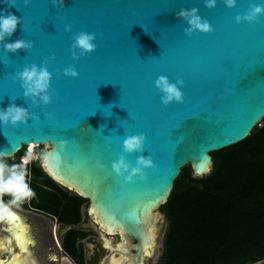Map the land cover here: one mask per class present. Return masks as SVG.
<instances>
[{
  "label": "water",
  "instance_id": "1",
  "mask_svg": "<svg viewBox=\"0 0 264 264\" xmlns=\"http://www.w3.org/2000/svg\"><path fill=\"white\" fill-rule=\"evenodd\" d=\"M251 3L264 0H237L235 8L217 0L211 9L204 0H64L63 6L0 0V14L22 21L4 43H33L17 53L0 43V110L15 104L39 116L18 126L0 122V152L11 159L31 143L47 147L44 171L88 200L89 213L109 234L133 243L139 262L153 252V264L163 224L159 208L181 170L189 165L194 176L207 175L211 153L244 141L264 119V15L255 23L235 20ZM193 7L213 32L185 35L189 25L176 14ZM81 31L96 34L97 49L74 60L71 45ZM46 60L53 100L45 106L26 98L14 76ZM70 66L77 78L63 74ZM161 75L184 80L183 103L161 102L155 86ZM137 134L147 137L144 150L125 153L124 139ZM122 154L131 167L141 156L152 158L155 167L143 170L147 180L137 176L130 183L129 173L115 174L112 164ZM50 225L12 209L0 222V264H45Z\"/></svg>",
  "mask_w": 264,
  "mask_h": 264
},
{
  "label": "trees",
  "instance_id": "2",
  "mask_svg": "<svg viewBox=\"0 0 264 264\" xmlns=\"http://www.w3.org/2000/svg\"><path fill=\"white\" fill-rule=\"evenodd\" d=\"M25 153L6 160L20 164ZM210 155V172L196 177L184 167L161 207L167 226L157 264H264V119L244 141ZM26 170L35 195L15 206L77 226L88 200L56 183L40 160ZM86 235L72 229L64 236L62 248L77 264H84L77 241Z\"/></svg>",
  "mask_w": 264,
  "mask_h": 264
},
{
  "label": "clouds",
  "instance_id": "3",
  "mask_svg": "<svg viewBox=\"0 0 264 264\" xmlns=\"http://www.w3.org/2000/svg\"><path fill=\"white\" fill-rule=\"evenodd\" d=\"M228 8H235L237 0H223ZM29 0H25V4ZM54 5L59 4L63 6L64 0H52ZM206 8H214L217 5V0H204ZM199 8L193 7L191 9H181L176 15L187 21L189 27L184 29L185 35L191 37L193 34L211 33L214 31L212 24L199 14ZM264 15V4L251 3L248 11L243 15H237L235 20L237 23H255L260 17ZM20 17L15 14L7 13L0 14V43L8 53H17L19 50L28 52L33 48L31 41L24 39H17L12 43H4L6 37H10L21 25ZM24 30V29H23ZM65 31L71 32L72 26L66 25ZM95 33L81 31L73 37L71 45L72 58L79 60L82 56H86L97 49ZM63 74L68 77L77 78L79 72L75 67H67L63 70ZM14 79L20 80L21 86L24 89V96L31 98L34 104L48 105L53 100V94H50L52 74L48 70V61H44L43 66H38L33 63L26 65L20 72L15 73ZM183 79H178L175 83L171 82L167 76L161 75L155 81V86L161 95V102L168 106L173 102L183 103L184 93L181 91L184 85ZM38 98V99H37ZM29 119L39 120V116L32 114L29 110L22 106L15 104L10 105L4 110H0V122L4 125L11 124L18 126L20 124H27ZM89 127V126H88ZM147 137L144 134H137L128 136L123 142V151L125 153H133L136 151H143ZM68 143L62 142V146ZM6 152H0V222H3L7 216L12 212L10 205H20L23 201L32 198L35 193L30 188L27 182V170L23 166L27 161L21 164H9L5 159ZM137 167H131L122 154L118 161H114L112 169L117 176H124L127 172L129 175L125 177L128 182H134V178L139 176L141 180H147V174L143 171L145 168L155 167L151 157L145 158L141 156L137 161ZM10 196L11 200L5 202L4 197Z\"/></svg>",
  "mask_w": 264,
  "mask_h": 264
},
{
  "label": "flooded vegetation",
  "instance_id": "4",
  "mask_svg": "<svg viewBox=\"0 0 264 264\" xmlns=\"http://www.w3.org/2000/svg\"><path fill=\"white\" fill-rule=\"evenodd\" d=\"M85 204L81 207L82 221L77 226H71L72 229L87 233L85 237L77 241V245H82L83 247L84 264H150L149 259L153 255V252L151 254L145 252L139 262L135 250L131 248L133 243L127 242L119 232L109 234L97 224L89 213V205L83 214ZM26 211H31L52 222L49 229V238L52 246L47 245L45 248V264H77L62 248L64 236L70 231L65 232V230L70 225L59 223L57 218L51 215H44L34 210ZM56 225H58V228ZM45 243H49V241L46 240Z\"/></svg>",
  "mask_w": 264,
  "mask_h": 264
},
{
  "label": "rangeland",
  "instance_id": "5",
  "mask_svg": "<svg viewBox=\"0 0 264 264\" xmlns=\"http://www.w3.org/2000/svg\"><path fill=\"white\" fill-rule=\"evenodd\" d=\"M42 147H43V153L42 154L39 152L40 151V147H37L35 145L34 146H29V147H24L23 150H25V152H26L25 155L23 156V157H25L24 160L27 161L28 164L30 162L34 161V160H40L42 162L44 157H45V154H46V152L48 150L47 147H45V146H42ZM11 160L14 161L15 157L11 158ZM21 163H22V158L20 160V164ZM23 166H25V164H23ZM88 205H89V202L85 204V206H84L85 208L83 209V214L85 213V209L88 208ZM10 207L12 209L18 210V211H20L22 213H31L33 215H36L33 212H31V211L22 210V209L14 206V205H10ZM159 210L163 214V224H162L160 237H159V241H158L157 250H156V254H155V258H154L153 264H157L158 259H159L160 255H161L163 235H164V232H165V229H166V226H167V221H166V218H165V214L162 212L161 208H159ZM36 216H39V215H36ZM39 217L45 219V217H42V216H39ZM49 222H51V221H49ZM56 227L58 228V225H56ZM57 238H58V241H59V236ZM3 259H7V255H5V258H3Z\"/></svg>",
  "mask_w": 264,
  "mask_h": 264
},
{
  "label": "built area",
  "instance_id": "6",
  "mask_svg": "<svg viewBox=\"0 0 264 264\" xmlns=\"http://www.w3.org/2000/svg\"><path fill=\"white\" fill-rule=\"evenodd\" d=\"M24 159H25V157H22V162L25 161ZM27 165H28V162L25 164L24 167L26 168Z\"/></svg>",
  "mask_w": 264,
  "mask_h": 264
},
{
  "label": "bare ground",
  "instance_id": "7",
  "mask_svg": "<svg viewBox=\"0 0 264 264\" xmlns=\"http://www.w3.org/2000/svg\"><path fill=\"white\" fill-rule=\"evenodd\" d=\"M29 146H34V144L31 143V144H29L27 147H29Z\"/></svg>",
  "mask_w": 264,
  "mask_h": 264
}]
</instances>
